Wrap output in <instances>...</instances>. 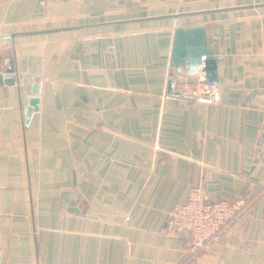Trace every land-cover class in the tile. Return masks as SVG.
Wrapping results in <instances>:
<instances>
[{"label":"crops","instance_id":"crops-1","mask_svg":"<svg viewBox=\"0 0 264 264\" xmlns=\"http://www.w3.org/2000/svg\"><path fill=\"white\" fill-rule=\"evenodd\" d=\"M258 3L0 0V34ZM175 25L206 27L220 103L204 100L202 70L182 69V96L168 94ZM8 55L0 264H177L192 234L174 212L192 187L235 201L264 184V7L0 39V72ZM191 264H264V191Z\"/></svg>","mask_w":264,"mask_h":264},{"label":"water","instance_id":"water-1","mask_svg":"<svg viewBox=\"0 0 264 264\" xmlns=\"http://www.w3.org/2000/svg\"><path fill=\"white\" fill-rule=\"evenodd\" d=\"M264 7V3L236 6L228 8H220L214 10H203V11H192V12H179L167 15H158L151 17L133 18L125 20H115L110 22H101L87 25H77V26H62V27H52L43 28L37 30L28 31H9L0 34V39H15L21 36L28 35H41V34H51L68 30H75L88 27H100L118 24H129V23H141L152 20H160L166 18H178L188 15L205 14L216 11H227V10H237L246 8ZM7 58L10 60V66L3 69L0 72V85L1 84H14L16 83V78L14 74L16 73V66L14 62V56L8 55ZM169 81H168V94L181 97L182 93L176 90L175 76L182 74L181 70L185 69L188 74H199L200 71L205 72V77L208 83H215L218 81L217 76V60L213 55L208 54V44H207V33L206 27L204 25L181 27L176 26L173 29V45L169 60ZM30 97L29 104L25 108V121L29 123L32 116L39 111L40 106V82L36 80V77L31 79L30 84Z\"/></svg>","mask_w":264,"mask_h":264},{"label":"built area","instance_id":"built-area-1","mask_svg":"<svg viewBox=\"0 0 264 264\" xmlns=\"http://www.w3.org/2000/svg\"><path fill=\"white\" fill-rule=\"evenodd\" d=\"M205 101L213 104L221 102L220 84L208 83ZM264 184L252 195L238 198L235 201L226 199L210 200L204 186H194L185 203L178 206L174 217L183 222L192 234L191 246L184 261L177 264H191L212 243L219 240L225 229L237 221L260 193Z\"/></svg>","mask_w":264,"mask_h":264},{"label":"rangeland","instance_id":"rangeland-1","mask_svg":"<svg viewBox=\"0 0 264 264\" xmlns=\"http://www.w3.org/2000/svg\"><path fill=\"white\" fill-rule=\"evenodd\" d=\"M108 19H110V18H108ZM148 26H149L148 24H143V25H141V24H139V25H129V26H126V27H122L121 29H123V28H126V29H128V28L129 29H139V28H144V27H148ZM106 30H108V29H106Z\"/></svg>","mask_w":264,"mask_h":264}]
</instances>
